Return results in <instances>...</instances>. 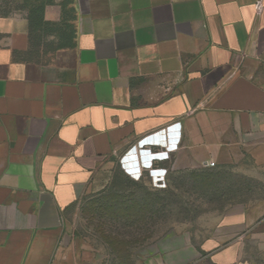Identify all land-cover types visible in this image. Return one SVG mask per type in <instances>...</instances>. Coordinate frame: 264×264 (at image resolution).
<instances>
[{
	"label": "crops",
	"instance_id": "crops-1",
	"mask_svg": "<svg viewBox=\"0 0 264 264\" xmlns=\"http://www.w3.org/2000/svg\"><path fill=\"white\" fill-rule=\"evenodd\" d=\"M66 3L73 37L43 64L20 56L26 14H0V264H85L64 217L118 160L159 181L236 153L264 181V0ZM181 236L158 242L165 263L264 264V199L227 206L200 244Z\"/></svg>",
	"mask_w": 264,
	"mask_h": 264
},
{
	"label": "rangeland",
	"instance_id": "rangeland-1",
	"mask_svg": "<svg viewBox=\"0 0 264 264\" xmlns=\"http://www.w3.org/2000/svg\"><path fill=\"white\" fill-rule=\"evenodd\" d=\"M50 1L53 0H0V14L19 12L21 14H26L25 16L27 18L28 12L33 5L40 3L46 4ZM67 7L70 9L71 6L68 5ZM70 16L69 21L66 22V24L70 25V29L66 27L63 22H52L51 24L42 23L38 28H31L29 26V46L20 56L28 62L43 64L49 61L52 56L50 53L68 42V29L71 30L74 25L72 13ZM236 158L237 155L234 153L213 168V170L226 173L224 176L221 175L217 178L216 185L218 187V194L216 195L212 192L204 194L203 190L200 192L198 188L188 189L187 183H178L183 194L177 198V202L181 204L185 201V203L188 204L189 208H185L189 212L188 219H183L184 213L180 211L179 221H174L175 216L173 215L166 222H158L156 224V226H158V228H156V235L167 227L170 228L164 233L160 232L159 234H163L157 237L155 236L146 247H142L138 250V261L136 264H168L164 262L162 255L158 253L157 247L158 242L165 237L173 233L176 235L181 234L184 240L190 237L193 244H200L214 226L215 220L227 206L238 202L253 203L256 200L264 199V181L253 178L244 171L248 169V167L244 166V163L247 165L249 162L247 157L242 158L245 159V162L241 163L239 166L236 163ZM119 171L136 181L141 178L146 185L154 188H165L168 183L166 180L167 173L164 179H160L159 181L153 180V176L150 175L149 170L143 171V174L139 177H133L125 172L120 160L114 165L112 173L117 174ZM116 189H118V186ZM96 194L97 193H91L82 196L78 202L67 211L64 217L68 232L73 236L82 238L85 243L93 249V251L89 250L88 253L84 254L85 264H92L93 252L97 254L95 264H102L105 258H107L102 243L95 234V226L98 222V213L95 215V204L97 203L98 197ZM179 207L180 206H177L176 209ZM194 213L195 215L193 216ZM256 248L257 247H254L255 250ZM254 249L252 248V251H254ZM181 264H211V262L204 258L202 260Z\"/></svg>",
	"mask_w": 264,
	"mask_h": 264
},
{
	"label": "trees",
	"instance_id": "trees-1",
	"mask_svg": "<svg viewBox=\"0 0 264 264\" xmlns=\"http://www.w3.org/2000/svg\"><path fill=\"white\" fill-rule=\"evenodd\" d=\"M66 2L71 0L62 2V22L70 29L66 20L71 17L73 10L65 8ZM44 7L45 4L40 3L30 8L27 18L31 28H38L42 23L51 24L44 19ZM69 29L68 43L73 37V29ZM215 167L168 171L165 188L148 186L141 178L137 181L130 179L121 171L112 173L108 184L96 192L98 197L95 215L98 213V222L95 234L107 256L102 264H136L138 250L170 228L167 227L160 231L163 233L156 235L158 222H166L173 215L174 221H179L180 211L184 213L183 219H188L189 212L185 209L188 204L185 201L181 204L177 202V198L183 194L179 182L187 183L188 189L198 188L200 192L203 190L204 194H218L217 178L226 173L213 170ZM177 206L180 207L176 209Z\"/></svg>",
	"mask_w": 264,
	"mask_h": 264
},
{
	"label": "built area",
	"instance_id": "built-area-1",
	"mask_svg": "<svg viewBox=\"0 0 264 264\" xmlns=\"http://www.w3.org/2000/svg\"><path fill=\"white\" fill-rule=\"evenodd\" d=\"M216 164H217L216 161L213 160V159H211V160L206 161L202 167H209V168H211V167H215Z\"/></svg>",
	"mask_w": 264,
	"mask_h": 264
}]
</instances>
